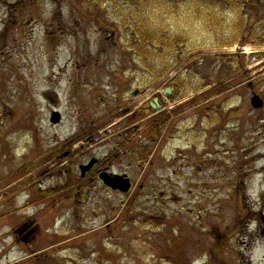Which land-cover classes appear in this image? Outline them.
<instances>
[{"label": "rangeland", "instance_id": "1", "mask_svg": "<svg viewBox=\"0 0 264 264\" xmlns=\"http://www.w3.org/2000/svg\"><path fill=\"white\" fill-rule=\"evenodd\" d=\"M85 1L0 0V264H264V46L212 47L214 27L186 8L156 12L166 30L208 48L153 82L126 51L112 5ZM227 55L244 57L217 59ZM242 72L240 86L187 104ZM174 81L186 97L172 103ZM153 92L168 99L170 123L150 161L153 146L127 130L122 110ZM88 158L111 159L129 194L94 183L77 197L63 174ZM23 222L34 244L14 242L10 228Z\"/></svg>", "mask_w": 264, "mask_h": 264}, {"label": "trees", "instance_id": "2", "mask_svg": "<svg viewBox=\"0 0 264 264\" xmlns=\"http://www.w3.org/2000/svg\"><path fill=\"white\" fill-rule=\"evenodd\" d=\"M85 3L96 9H106V4L112 5L111 10L119 19L118 31L126 51L152 76L153 82L169 72L187 53L207 47L195 46L194 42L191 44L187 35L179 31L172 34L166 30L158 17L151 18L156 12L160 16L178 17L186 8L191 21L194 18L204 27H214L210 33L214 39V44L210 45L212 47H243L249 44L264 46V0H87ZM152 10V15H149ZM191 25L194 26L193 23ZM239 57L243 59L244 56L227 55L217 59L226 61L237 60ZM245 76L246 73L242 72L220 81L209 91L193 97L187 104L197 107L209 103L240 86ZM172 84L176 90V101L186 97L183 82L174 81ZM205 87L199 85L191 92L196 93ZM165 125L161 123L158 129L150 128L147 136L157 138ZM150 223L154 226L159 224L154 220Z\"/></svg>", "mask_w": 264, "mask_h": 264}, {"label": "flooded vegetation", "instance_id": "3", "mask_svg": "<svg viewBox=\"0 0 264 264\" xmlns=\"http://www.w3.org/2000/svg\"><path fill=\"white\" fill-rule=\"evenodd\" d=\"M113 38V34L109 37H105V42H109ZM150 86V87H149ZM147 86L144 89H134L131 92V96L133 100H137L140 98H145L146 93L151 90V88L154 86V83ZM174 95L175 92L172 89ZM165 96L169 95V93L165 92ZM175 97V96H174ZM174 97L171 98V101H173ZM168 100V99H167ZM162 98V95L158 92H153L149 97L146 98L143 105L138 107L136 110L124 108L122 110V116L125 123H127V130L132 131L133 136H139V135H145L147 143L151 144L153 146V151L150 155V161H152V158L154 157V153L156 152V148L158 144L161 141V138L163 135L167 132L169 128V116L165 112V102L167 101ZM168 117V119H167ZM166 124L165 129L160 133V135L157 138H151L147 136L149 133L150 128L158 129L160 124ZM130 142V141H129ZM129 144V143H128ZM66 157L68 154H65ZM118 156V154H116ZM114 156V157H116ZM65 157V156H64ZM111 160V159H110ZM109 159H95V158H88L86 161H84L82 164H78L77 167L74 169L75 166H70L72 161H69V163L62 164L61 168H65V174L64 176V182L67 184L68 179L66 178V174L69 173V170L71 171L73 178L70 182V187L72 191H75L76 196L79 197L81 195V192H86V190L89 189L94 183L100 184V187L104 188L105 190L111 191L110 189L106 188L102 181L100 180V177H110L112 176H127L128 175L124 173H115L112 171V164ZM94 162V165L91 167L90 170L86 171L84 175H82V169L87 167L91 162ZM150 163H148L146 166H149ZM75 172V173H74ZM130 179V178H129ZM131 186L132 181L130 179ZM71 192V191H70ZM40 216V215H39ZM35 216L34 219L37 221H40V217ZM11 236L15 243L21 244H34V240L37 238H34V232L32 230V227H30V223L23 222L21 224H18L17 226L12 225L10 228ZM22 242V243H19ZM27 246V245H26ZM24 249L27 251H31L32 247H24ZM27 251V252H28Z\"/></svg>", "mask_w": 264, "mask_h": 264}, {"label": "water", "instance_id": "4", "mask_svg": "<svg viewBox=\"0 0 264 264\" xmlns=\"http://www.w3.org/2000/svg\"><path fill=\"white\" fill-rule=\"evenodd\" d=\"M257 54L263 55V52H259ZM168 92L169 90H167V93ZM250 102L253 109H260L262 107V101L256 96H254ZM55 120L58 121V117H56ZM93 165L94 162L92 161L87 167L83 168L82 175H84L86 171L90 170ZM100 180L104 186L110 188L113 191H119L122 194L128 193L131 188L130 180L126 176H112V178L108 176H101Z\"/></svg>", "mask_w": 264, "mask_h": 264}, {"label": "bare ground", "instance_id": "5", "mask_svg": "<svg viewBox=\"0 0 264 264\" xmlns=\"http://www.w3.org/2000/svg\"><path fill=\"white\" fill-rule=\"evenodd\" d=\"M61 80V79H60Z\"/></svg>", "mask_w": 264, "mask_h": 264}]
</instances>
